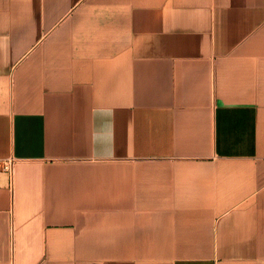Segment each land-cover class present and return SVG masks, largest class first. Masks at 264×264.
<instances>
[{
	"label": "crops",
	"instance_id": "crops-1",
	"mask_svg": "<svg viewBox=\"0 0 264 264\" xmlns=\"http://www.w3.org/2000/svg\"><path fill=\"white\" fill-rule=\"evenodd\" d=\"M0 264H264V0H0Z\"/></svg>",
	"mask_w": 264,
	"mask_h": 264
},
{
	"label": "built area",
	"instance_id": "built-area-1",
	"mask_svg": "<svg viewBox=\"0 0 264 264\" xmlns=\"http://www.w3.org/2000/svg\"><path fill=\"white\" fill-rule=\"evenodd\" d=\"M15 160L13 158L7 159L2 163V169L9 172L11 175L14 173Z\"/></svg>",
	"mask_w": 264,
	"mask_h": 264
}]
</instances>
